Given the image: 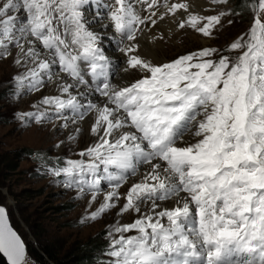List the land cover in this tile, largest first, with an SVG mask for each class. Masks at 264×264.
Segmentation results:
<instances>
[{
  "label": "snow or ice",
  "instance_id": "6c2138e0",
  "mask_svg": "<svg viewBox=\"0 0 264 264\" xmlns=\"http://www.w3.org/2000/svg\"><path fill=\"white\" fill-rule=\"evenodd\" d=\"M245 2L251 24L229 54L205 47L158 63L140 52L145 29L168 18L211 38L239 15L230 0H210L214 14L187 0L99 4L118 34L117 63L85 19L88 0H0V61L23 69L12 77L15 97L55 88L16 119L25 128L76 125L68 140L87 119L95 138L80 158L57 159L46 172L89 206L103 192L82 223L114 209L134 214L109 226L107 264H264V0ZM120 73L135 79L121 83ZM130 177L139 179L121 193ZM0 255L27 264L3 206Z\"/></svg>",
  "mask_w": 264,
  "mask_h": 264
},
{
  "label": "rangeland",
  "instance_id": "374dc122",
  "mask_svg": "<svg viewBox=\"0 0 264 264\" xmlns=\"http://www.w3.org/2000/svg\"><path fill=\"white\" fill-rule=\"evenodd\" d=\"M204 1L211 6L209 13L214 14L219 10L213 8L210 0ZM93 3L90 1L91 6ZM228 7L237 13L233 9V0H230ZM100 9L101 14L107 18L109 9L106 11H103L102 7ZM92 12L97 13L98 10ZM228 19L234 22L228 24ZM251 19V13L229 16L223 27L211 38L204 37L190 28L178 29L175 37L161 34L163 38H160L162 46L160 57L169 62L180 55L205 47L218 48L224 54H229L226 51L228 45L234 38L248 30ZM107 22L114 34L112 42L116 46L118 34L114 32L108 19ZM230 55L235 56L237 53L233 52ZM16 73L11 58L0 61V203L7 207L14 227L15 225L18 227L15 228L27 243L31 242L38 247L37 239L40 237L58 253L64 255L77 243L99 232L107 233L109 226L114 222H130L134 214L127 213L121 218L114 209L95 221L81 222L103 202V192L96 202L89 206L90 200L87 197L81 198L76 189L63 185V177H54L45 169L56 166L57 159L66 161L80 158L78 154L88 144V137L84 134L82 138L68 140V129L60 128L58 123L45 125L46 127L31 124L25 128L21 121L16 119V113L32 111V105L46 94V89L16 98L14 84L11 82ZM48 126L50 127L47 128ZM30 130L35 132L34 135L38 134V138L33 136ZM56 145L60 146L57 148ZM28 148L39 155L28 154L29 151L25 150ZM20 150L22 154H17ZM40 156L54 161L53 165H45ZM11 163H17L16 167L13 168ZM134 178L130 177L129 182ZM129 186V183L125 184L120 192H126ZM102 189L104 191L109 189L107 182L102 183ZM27 264H35L29 254Z\"/></svg>",
  "mask_w": 264,
  "mask_h": 264
},
{
  "label": "bare ground",
  "instance_id": "6f19581e",
  "mask_svg": "<svg viewBox=\"0 0 264 264\" xmlns=\"http://www.w3.org/2000/svg\"><path fill=\"white\" fill-rule=\"evenodd\" d=\"M90 1L93 3V2L98 1V0H88V3L85 5V7L83 9L84 14H85V19L88 20L89 27L92 30H94L100 34L101 46L104 48L105 53L107 55H109V57L113 61L119 63V61L117 60V57H119L120 59H122L123 57H122V54L119 53V51H118V46L117 45L115 46L112 42V38H114V34L109 29L107 19L101 14L100 10H98V12L95 13V12L91 11L90 7H86V6L90 5ZM101 1L103 3L107 2V0H101ZM187 2L190 4L191 9L193 11L197 10L201 14H208L210 12L211 6L208 3H206L204 0H187ZM98 3L102 4L101 2H98ZM93 5H95V4L93 3ZM99 19L103 20V24L105 25L104 28L100 27ZM161 34L162 35H171V36L175 37L178 34V28L176 27V24L172 20L166 18L165 20L160 21L159 24L155 28H152L151 30L145 29L143 34L139 36L141 54L144 57L151 59L154 63L165 62L160 57V53L162 52V46L160 45L161 44L160 43ZM15 71L16 72H22L23 69L15 67ZM131 79H135L134 76H127L124 73H120L118 76H116V80L120 81L121 83H125L127 80H131ZM45 89H46L45 95L55 94L54 86L48 85L45 87ZM57 123L59 126V122H57ZM89 123L90 122L87 119L80 123L79 127L82 129V131L78 135H79V138H82L86 135L88 137V143H91L94 141L95 138L90 136V134H89ZM49 127L50 126H48L47 128H49ZM76 127H77L76 125H70V127L68 128V136L69 135H77V133L75 132ZM34 130H35V128H34ZM30 132H31V130H30ZM33 133H35V132L32 131L31 134L38 138V134L34 135ZM43 133L44 132H42V134ZM42 136L44 137V134ZM54 136H55V134L52 135V137H54ZM45 139L46 138H44V140ZM44 140H43V142H44ZM45 142H47V141H45ZM143 170L144 169L142 168L141 171H143ZM138 179H139V177H135L134 179H132V181L129 182V184H131L133 182V180L135 181Z\"/></svg>",
  "mask_w": 264,
  "mask_h": 264
},
{
  "label": "trees",
  "instance_id": "16d2710c",
  "mask_svg": "<svg viewBox=\"0 0 264 264\" xmlns=\"http://www.w3.org/2000/svg\"><path fill=\"white\" fill-rule=\"evenodd\" d=\"M233 9L242 15L250 13L245 0H233ZM25 150H28V154L30 155L37 154L33 149L28 148ZM19 153L22 154V150L17 152V154ZM17 156L21 157V155ZM48 161L47 166H52L54 161ZM11 164L13 168L17 165V163ZM15 227L17 226L15 225ZM107 239L108 237L106 233L99 232L89 237L87 240L77 243L75 247L73 246L72 249L64 255L58 253L51 245L45 243L40 237L37 239L38 247H35L31 242L27 243V245L29 255L32 257L35 264H107ZM0 264H7L6 258L2 255H0Z\"/></svg>",
  "mask_w": 264,
  "mask_h": 264
},
{
  "label": "water",
  "instance_id": "95a60500",
  "mask_svg": "<svg viewBox=\"0 0 264 264\" xmlns=\"http://www.w3.org/2000/svg\"><path fill=\"white\" fill-rule=\"evenodd\" d=\"M0 206H3V207L6 209V211H7V213H8V218H9V221H10L11 225H12L13 228L18 232V234L21 236V238H22L23 241L25 242V245H26V248H27V255H28V254H29V250H28L27 242L25 241L24 237L20 234V232L18 231V229H16V228L14 227V225H13V223H12V221H11V218H10V215H9V212H8L7 207H6L5 205L1 204V203H0Z\"/></svg>",
  "mask_w": 264,
  "mask_h": 264
}]
</instances>
